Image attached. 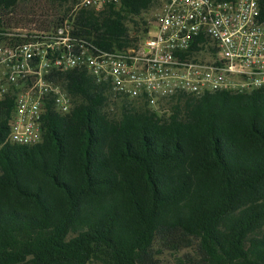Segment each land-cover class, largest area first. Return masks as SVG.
I'll return each instance as SVG.
<instances>
[{
    "label": "trees",
    "instance_id": "1",
    "mask_svg": "<svg viewBox=\"0 0 264 264\" xmlns=\"http://www.w3.org/2000/svg\"><path fill=\"white\" fill-rule=\"evenodd\" d=\"M67 2L0 0V26L7 9L53 26ZM155 4L83 9L77 32L134 46L132 17ZM57 80L74 105L49 111L39 144L8 141L0 104V264H264V89L183 95L161 115L85 70Z\"/></svg>",
    "mask_w": 264,
    "mask_h": 264
},
{
    "label": "built area",
    "instance_id": "2",
    "mask_svg": "<svg viewBox=\"0 0 264 264\" xmlns=\"http://www.w3.org/2000/svg\"><path fill=\"white\" fill-rule=\"evenodd\" d=\"M123 1L70 0L68 14L49 27L20 23L13 13L16 20L2 21L0 104H13L9 142L39 144L49 111L71 112L57 74L73 69L108 84L114 100L146 103L161 115L183 95L264 89L262 0H156L147 36L122 49L77 32L79 11Z\"/></svg>",
    "mask_w": 264,
    "mask_h": 264
},
{
    "label": "rangeland",
    "instance_id": "3",
    "mask_svg": "<svg viewBox=\"0 0 264 264\" xmlns=\"http://www.w3.org/2000/svg\"><path fill=\"white\" fill-rule=\"evenodd\" d=\"M69 4H70V0H69V2L64 4V7L61 10V14L62 15L64 14V10L69 7ZM13 11L14 10H9V9L4 10L2 12V17L6 18V21L11 22V20H12V12ZM153 15H154V12H153V8H152V9L144 12L140 16H133L132 17L133 21L130 22V26L132 28V33L134 35L139 36V40L136 43V45L141 43L144 40V38L147 36L148 32H146L145 29H146V27H148L149 29L151 28V26H152L151 23L154 20ZM7 17H9V18H7ZM153 31H154V28H153ZM113 109H114V107L111 110H113ZM115 111H117L116 108H115ZM89 264H100V263L97 262V261H92Z\"/></svg>",
    "mask_w": 264,
    "mask_h": 264
}]
</instances>
